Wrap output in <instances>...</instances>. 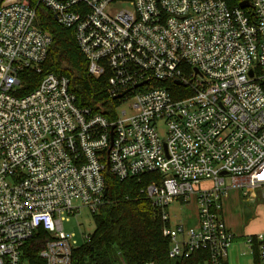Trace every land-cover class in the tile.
<instances>
[{
	"label": "built area",
	"instance_id": "2783aa9c",
	"mask_svg": "<svg viewBox=\"0 0 264 264\" xmlns=\"http://www.w3.org/2000/svg\"><path fill=\"white\" fill-rule=\"evenodd\" d=\"M248 1L38 0L74 31L89 73H109L110 94L121 95L113 118L80 107L67 77L44 72L52 37L36 6L0 1V264H31L24 247L40 230L43 264H73L79 242L64 222L82 206L99 210L107 171L161 175L143 191L171 259L228 264L223 198L239 189L253 200L264 186V0ZM27 69L42 80L22 94ZM192 195L197 224L172 223L169 206ZM245 243L264 264V232Z\"/></svg>",
	"mask_w": 264,
	"mask_h": 264
},
{
	"label": "trees",
	"instance_id": "16d2710c",
	"mask_svg": "<svg viewBox=\"0 0 264 264\" xmlns=\"http://www.w3.org/2000/svg\"><path fill=\"white\" fill-rule=\"evenodd\" d=\"M29 1L36 6L37 25L52 37L43 65L44 72L67 77L80 107L113 118L118 100L109 92V73L98 78L92 76L74 31L59 24L54 14L38 4V0ZM242 1L227 0L230 6H237ZM22 75V94L32 91L42 80L41 74L30 69ZM160 178L158 172H152L120 180L107 171L105 201L92 214L95 229L90 234V240L83 241L74 249L73 264H195L197 255L181 261L169 257L170 240L162 233L165 222L159 209L153 206L143 191L150 182ZM47 239L48 234L40 230L26 243L24 257L31 264H43L39 250ZM259 263L255 252V264Z\"/></svg>",
	"mask_w": 264,
	"mask_h": 264
},
{
	"label": "rangeland",
	"instance_id": "374dc122",
	"mask_svg": "<svg viewBox=\"0 0 264 264\" xmlns=\"http://www.w3.org/2000/svg\"><path fill=\"white\" fill-rule=\"evenodd\" d=\"M122 6V5H118ZM127 109L128 113H132V108L128 104H124L120 107V110ZM235 190V189H234ZM230 191L229 197L225 201L226 206V220L232 227V231L235 233H244L246 230V223L243 217V211L245 206L246 197H242L238 190ZM244 200V201H243ZM253 206V205H252ZM196 197L194 195L183 203L181 200L172 203L169 206V213L172 223H183L187 227H192L196 224ZM95 229V223L92 212L86 206H82L75 214L70 216L69 221L64 222V230L67 233H73L74 239L81 244L84 241L85 233H92ZM233 246V247H232ZM232 247V249H231ZM229 249V264H254L250 255L239 256L236 252H233L235 248L234 242ZM247 250V249H246ZM248 252L252 253L250 250Z\"/></svg>",
	"mask_w": 264,
	"mask_h": 264
},
{
	"label": "crops",
	"instance_id": "0c3cea01",
	"mask_svg": "<svg viewBox=\"0 0 264 264\" xmlns=\"http://www.w3.org/2000/svg\"><path fill=\"white\" fill-rule=\"evenodd\" d=\"M233 190L234 189H230L228 191L227 195L223 198V217H224V219L226 218V216H225V212H226L225 201L229 197L230 191H233ZM236 190H238L240 195H242L243 192L241 190L235 189L234 191H236ZM242 197H243V195H242ZM196 205H197V203H196ZM245 206H248L249 210L252 212V216L250 219L245 221V210L243 211L244 221L247 224L246 230L244 233H238L237 234V233L233 232L231 225H229V223L226 219H225V221H226L227 225L229 226V228L231 229L232 233L234 234V241L233 242H234L235 248L233 249V252H236L239 256H245L247 254L250 255L254 261V264H255V252L254 253L248 252L249 248L245 243V237L247 235L255 234L258 232H264V186H262L256 190V197L253 200H249V199L245 200ZM197 209H196V220L198 222V211H197ZM197 222H196V224H197ZM232 247H231V249H232ZM229 254H230V252H228V257H229ZM227 262L229 264V258H228Z\"/></svg>",
	"mask_w": 264,
	"mask_h": 264
},
{
	"label": "water",
	"instance_id": "95a60500",
	"mask_svg": "<svg viewBox=\"0 0 264 264\" xmlns=\"http://www.w3.org/2000/svg\"><path fill=\"white\" fill-rule=\"evenodd\" d=\"M240 7L245 8V7H249L250 3L248 0H243L242 2H240ZM121 95L116 96L115 98H119ZM244 210H245V221H247L248 219L251 218L252 216V212L249 210L248 206H244Z\"/></svg>",
	"mask_w": 264,
	"mask_h": 264
}]
</instances>
